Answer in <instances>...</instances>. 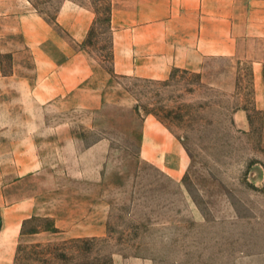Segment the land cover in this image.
Returning <instances> with one entry per match:
<instances>
[{
	"label": "crops",
	"instance_id": "0c3cea01",
	"mask_svg": "<svg viewBox=\"0 0 264 264\" xmlns=\"http://www.w3.org/2000/svg\"><path fill=\"white\" fill-rule=\"evenodd\" d=\"M95 21L94 10L76 0L61 3L55 22L48 21L33 0H0L5 117L0 142V264H16L22 242L97 238L107 232L104 202L92 207L89 201L75 204L69 199L101 198L105 190L59 188L52 166L57 165L60 128L48 121L58 115L62 102L95 113L107 101V93L97 83L101 79L95 76L103 72L97 71L85 49ZM109 29L112 69L118 76L166 81L173 71H186L200 75L205 84L236 94L249 70V102L233 111L232 127L243 136L258 134L264 149V0H109ZM5 57L10 59L8 73ZM100 76L107 82L106 74ZM109 88L117 89L120 100L131 102L120 85L110 83ZM133 113L138 163L158 169L183 188L190 167L185 147L154 117L141 119ZM17 116L18 121L12 119ZM256 116L262 118L260 124ZM28 117L33 120L23 123ZM83 143L67 135L64 146L84 149L81 158L92 169L105 164L107 139ZM254 166L260 175L264 165L255 162ZM81 176L87 183L103 182L100 168ZM182 195L186 202V192ZM33 220H48L50 227L27 232Z\"/></svg>",
	"mask_w": 264,
	"mask_h": 264
},
{
	"label": "rangeland",
	"instance_id": "374dc122",
	"mask_svg": "<svg viewBox=\"0 0 264 264\" xmlns=\"http://www.w3.org/2000/svg\"><path fill=\"white\" fill-rule=\"evenodd\" d=\"M63 1L33 0L50 22ZM76 1L96 13L85 49L97 71L103 72L95 76L101 79L97 83L107 93V101L95 113L60 103L58 115L48 118L60 128L57 165L52 167L60 189L105 190V197L69 199L75 204L89 201L92 207L104 202L107 232L97 238L22 242L16 264H264V169L258 175L254 166L255 162L264 165V149L258 134L243 136L232 127L233 111L249 102V70L236 94L205 84L200 75L186 71H173L166 81L115 75L109 0ZM3 61L8 73L10 59ZM101 74H106L107 82ZM110 83L120 85L131 102L120 100L117 87L109 88ZM2 92L0 83V142L5 121ZM133 110L141 119H157L185 147L190 167L183 188L158 169L138 163ZM32 120L23 118V123ZM255 120L260 124L262 118ZM67 135L84 146L101 138L110 142L105 164L95 167L101 170V185L82 179L95 168L83 162L84 149L64 146ZM57 152L53 149V154ZM2 155L0 143V176ZM49 227L48 220H33L26 231Z\"/></svg>",
	"mask_w": 264,
	"mask_h": 264
},
{
	"label": "trees",
	"instance_id": "16d2710c",
	"mask_svg": "<svg viewBox=\"0 0 264 264\" xmlns=\"http://www.w3.org/2000/svg\"><path fill=\"white\" fill-rule=\"evenodd\" d=\"M55 22V21H54Z\"/></svg>",
	"mask_w": 264,
	"mask_h": 264
}]
</instances>
